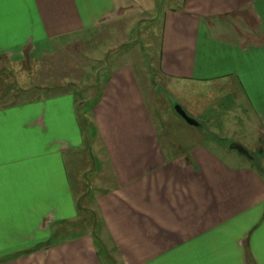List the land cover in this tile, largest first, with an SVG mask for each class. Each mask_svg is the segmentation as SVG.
<instances>
[{
  "label": "crops",
  "instance_id": "1",
  "mask_svg": "<svg viewBox=\"0 0 264 264\" xmlns=\"http://www.w3.org/2000/svg\"><path fill=\"white\" fill-rule=\"evenodd\" d=\"M167 1L0 0V68L158 19L160 75L224 90L233 141L259 145L264 0ZM168 148L130 61L90 104L65 92L0 106V264H110L96 226L77 229L98 163L95 212L119 264H264V175L202 143Z\"/></svg>",
  "mask_w": 264,
  "mask_h": 264
},
{
  "label": "rangeland",
  "instance_id": "2",
  "mask_svg": "<svg viewBox=\"0 0 264 264\" xmlns=\"http://www.w3.org/2000/svg\"><path fill=\"white\" fill-rule=\"evenodd\" d=\"M178 4V0L167 1L171 8H176ZM158 27V19H142L137 27L131 23L120 24L65 43L50 56L27 58L19 64L2 66L0 92L6 90L3 95L8 97L0 98V106L65 92H74L80 100L90 104L100 93L106 79L130 61L161 142L164 147L169 146L168 152L172 158L202 143L229 162L249 164L264 175V138L259 145L248 149L251 160L230 148L236 143L232 138L243 135V129H233L225 116L227 99L224 90L202 84L175 83L160 75L159 48L156 44ZM220 104L222 106L219 107ZM178 105L183 107L189 117L197 120L200 127L184 121L175 111ZM214 105H218L216 111ZM198 107L201 111L197 119ZM84 109L81 107V111ZM96 165L93 173L90 172L87 177L92 188L79 194L82 206L80 218L85 224H80L77 229L86 232L96 226L110 264H119L114 247L95 212L94 199L101 186L92 181L99 178ZM73 172L75 176L76 169Z\"/></svg>",
  "mask_w": 264,
  "mask_h": 264
},
{
  "label": "water",
  "instance_id": "3",
  "mask_svg": "<svg viewBox=\"0 0 264 264\" xmlns=\"http://www.w3.org/2000/svg\"><path fill=\"white\" fill-rule=\"evenodd\" d=\"M175 111L189 125L194 126V127H200V123L197 120L189 117L188 113L183 109V107H181L179 105L175 106ZM230 148L232 150H237L244 157H247L250 160L252 159V156H251L250 152L243 145L238 144V143H233L230 146Z\"/></svg>",
  "mask_w": 264,
  "mask_h": 264
}]
</instances>
